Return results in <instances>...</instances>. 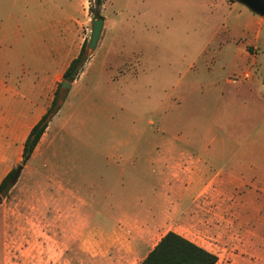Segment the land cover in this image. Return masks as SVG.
I'll return each instance as SVG.
<instances>
[{
	"label": "rangeland",
	"instance_id": "1",
	"mask_svg": "<svg viewBox=\"0 0 264 264\" xmlns=\"http://www.w3.org/2000/svg\"><path fill=\"white\" fill-rule=\"evenodd\" d=\"M91 7L90 58L73 89H59L61 108L31 159L23 162L20 143L0 141V182L23 166L0 201V264H140L169 231L216 264H264V189L240 183L264 186V27L248 48L259 64H242L220 53L231 37L247 39L240 12L234 34L212 37L203 25L181 26L178 0H106L107 32L120 24L128 52L103 62L87 48ZM119 153L129 161L113 163ZM68 175L79 191L84 181L113 187L122 212L135 214L122 215L113 237H97L96 221L70 215ZM133 238L149 249L134 252Z\"/></svg>",
	"mask_w": 264,
	"mask_h": 264
},
{
	"label": "crops",
	"instance_id": "2",
	"mask_svg": "<svg viewBox=\"0 0 264 264\" xmlns=\"http://www.w3.org/2000/svg\"><path fill=\"white\" fill-rule=\"evenodd\" d=\"M90 3L91 0H9L6 20H0V141L18 142L23 147L33 126L50 108L65 71L87 41ZM239 5L230 0H178L180 24L188 28L203 25L212 37L223 30L231 35L235 29L230 18L234 12H240L245 15L240 31L243 40L244 33L247 39L244 43L231 37L220 53L232 54L234 62L244 64L256 58L258 63V55L250 54L248 48L259 45L264 18ZM105 8L106 0L102 6L104 30L96 48L98 55L103 54V62L128 52L120 39L123 28L120 24L107 32ZM199 12L206 15L205 20H195ZM82 75L83 72L71 83L70 90ZM50 128L51 122L44 135ZM128 157L119 153L113 163H127ZM68 176L66 201L71 206L70 215L80 214L81 220L96 221L97 237H113L121 229L122 215L135 214V211L122 212L120 206L124 202L113 187L93 186L84 181L80 182L79 191L75 180ZM240 183L244 188L264 189L260 181L257 185L245 179ZM139 228L143 229V225ZM87 235L90 236L89 232ZM133 248L134 252L143 253L149 249V242L133 238Z\"/></svg>",
	"mask_w": 264,
	"mask_h": 264
},
{
	"label": "trees",
	"instance_id": "3",
	"mask_svg": "<svg viewBox=\"0 0 264 264\" xmlns=\"http://www.w3.org/2000/svg\"><path fill=\"white\" fill-rule=\"evenodd\" d=\"M93 3L95 7L90 8L92 19H104L102 16L104 0H93ZM89 58L90 56L86 54L85 43L78 57L71 61L69 67L65 71L63 81L73 83L82 73ZM60 88L61 84L58 87L50 108L33 126L24 142L22 152L24 163L31 159L52 118L61 108V105H59ZM62 103L63 99L60 104ZM14 173L15 170H12L0 182L1 200L6 197L15 186V184L12 183ZM217 261L218 257L214 253L176 232L169 231L159 240L156 246L147 254L140 264H216Z\"/></svg>",
	"mask_w": 264,
	"mask_h": 264
},
{
	"label": "water",
	"instance_id": "4",
	"mask_svg": "<svg viewBox=\"0 0 264 264\" xmlns=\"http://www.w3.org/2000/svg\"><path fill=\"white\" fill-rule=\"evenodd\" d=\"M234 1L245 6L254 14L264 18V0H234ZM104 24H105L104 19H96L91 21L90 36L87 44V48L89 52H93L97 48L104 30ZM61 88L68 91L71 89V83L62 81ZM22 170H23L22 165H19L16 168L14 176L12 178L13 184H16V182L18 181ZM0 201H1V197H0Z\"/></svg>",
	"mask_w": 264,
	"mask_h": 264
},
{
	"label": "built area",
	"instance_id": "5",
	"mask_svg": "<svg viewBox=\"0 0 264 264\" xmlns=\"http://www.w3.org/2000/svg\"><path fill=\"white\" fill-rule=\"evenodd\" d=\"M244 79H249L250 78V72L249 71H246L245 73H244ZM232 82H234L235 83V80H233Z\"/></svg>",
	"mask_w": 264,
	"mask_h": 264
}]
</instances>
